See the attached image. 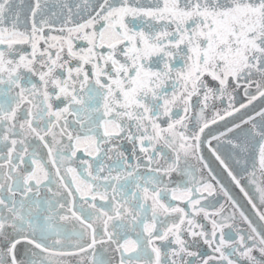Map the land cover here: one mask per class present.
<instances>
[{
    "label": "snow or ice",
    "instance_id": "6c2138e0",
    "mask_svg": "<svg viewBox=\"0 0 264 264\" xmlns=\"http://www.w3.org/2000/svg\"><path fill=\"white\" fill-rule=\"evenodd\" d=\"M0 264H264V0H0Z\"/></svg>",
    "mask_w": 264,
    "mask_h": 264
}]
</instances>
